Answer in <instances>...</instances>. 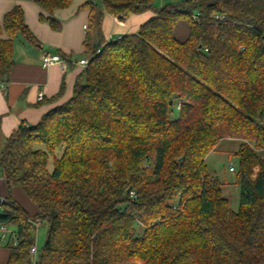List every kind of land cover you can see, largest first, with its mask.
I'll use <instances>...</instances> for the list:
<instances>
[{"label": "trees", "instance_id": "trees-1", "mask_svg": "<svg viewBox=\"0 0 264 264\" xmlns=\"http://www.w3.org/2000/svg\"><path fill=\"white\" fill-rule=\"evenodd\" d=\"M71 1L34 0L38 20L58 31L52 12ZM87 6L88 63L71 96L0 150L7 188L36 208L29 217L8 198L0 207V225L17 240L7 235L6 264H29L42 223L36 264H264V0ZM148 10L137 32L104 40L103 13L123 20ZM180 22L184 40L173 34ZM18 37L37 42L15 5L0 22V82ZM224 139L239 141L236 212L205 165Z\"/></svg>", "mask_w": 264, "mask_h": 264}, {"label": "crops", "instance_id": "crops-1", "mask_svg": "<svg viewBox=\"0 0 264 264\" xmlns=\"http://www.w3.org/2000/svg\"><path fill=\"white\" fill-rule=\"evenodd\" d=\"M86 1L89 0H72L69 7L54 10L51 16L59 22L60 29L53 31L46 23L38 20V15L42 11L34 0H0V22L7 11L15 5L19 6L23 11L25 24L37 41L36 44H28L19 38L13 43V65L8 75L7 89L4 92L0 90V150L5 138L12 131L21 125H36L44 114L61 105L71 96L75 79L83 70V67L77 65V61L85 57L83 41L87 29L84 27L88 25L90 8L81 6ZM91 2L96 3L92 0ZM152 16L153 12L148 10L119 20L110 14L103 13L100 28L103 38L108 41L125 34L135 33L139 26ZM183 26L178 31H175L176 27L174 28L173 34L178 40H184L187 37L188 28L186 24ZM95 41L94 31L90 40L92 47ZM47 53L59 55L67 63V69L61 72L57 65L42 67L40 58ZM61 85H63V93L54 100L53 97L58 93ZM38 93H42L41 100L37 98ZM15 189L19 188H7L0 171V198L12 200L29 217L34 216L35 206L29 205V209L25 210L22 205L25 202L28 204L26 198L20 189L22 195L20 192L15 193ZM4 243L0 240V264H6L8 258V250L2 245Z\"/></svg>", "mask_w": 264, "mask_h": 264}, {"label": "rangeland", "instance_id": "rangeland-1", "mask_svg": "<svg viewBox=\"0 0 264 264\" xmlns=\"http://www.w3.org/2000/svg\"><path fill=\"white\" fill-rule=\"evenodd\" d=\"M166 2H168V0H153V6L155 8H160ZM183 25L185 24L180 23L176 27L175 31L180 30L182 27H184ZM19 38L20 37H18L17 39ZM170 117L172 119H175L177 117V112L173 110L170 114ZM238 145H239L238 140H229V139L221 140L205 158V165L208 172L211 174V176H214L215 178L218 179V181H220L221 183L220 188L222 191V195L228 200L229 208L234 212H236L238 209V198H239V190H238V185L236 184V175H235V169L237 165V156L235 153L237 151ZM61 152H62V148L59 147L55 151V156L59 157L61 155ZM230 167H232L234 170L230 171L229 169ZM48 168L50 170L52 168L51 160L49 161ZM18 192H20V190L15 189V193ZM25 198L28 204H26L25 202L23 203L22 206L25 208V210H28L30 207L29 205H32V203L26 196ZM136 230L137 233H141V228L139 226L136 228ZM45 236H46L45 223H42L41 225L38 224L34 231V240H33L37 254H39L42 249ZM2 245L4 247V244ZM36 261L37 259L34 261V264H36Z\"/></svg>", "mask_w": 264, "mask_h": 264}, {"label": "built area", "instance_id": "built-area-1", "mask_svg": "<svg viewBox=\"0 0 264 264\" xmlns=\"http://www.w3.org/2000/svg\"><path fill=\"white\" fill-rule=\"evenodd\" d=\"M92 1L97 2L99 0H92ZM84 29H86V26L84 27ZM116 38L119 39V37H116ZM97 52H98V50H97ZM87 63H88V60L85 57L77 61V65H79L83 68L87 65ZM40 64L44 68L49 67L51 65H57L61 72H64L67 69V63L64 60H62L61 57L57 54H48V53L43 54L40 58ZM6 89H7V80L4 79L0 82V90L4 92V91H6ZM37 98H38V100H41L42 93H38ZM229 169H230V171H233L232 167H230ZM8 203H9L8 199L0 198V207L2 205H7ZM36 227H37V224H36ZM8 234H10L11 245H13V246L16 245L17 240L15 238V235L11 234V231H9L6 227L0 225V240L2 242H5ZM36 254H37V251H36L35 247L32 246L29 250V264H34V261L36 259Z\"/></svg>", "mask_w": 264, "mask_h": 264}, {"label": "water", "instance_id": "water-1", "mask_svg": "<svg viewBox=\"0 0 264 264\" xmlns=\"http://www.w3.org/2000/svg\"><path fill=\"white\" fill-rule=\"evenodd\" d=\"M182 159H183V157H180V158L178 159V161L181 162ZM130 190H131V186H128V187L126 188V192H129Z\"/></svg>", "mask_w": 264, "mask_h": 264}]
</instances>
